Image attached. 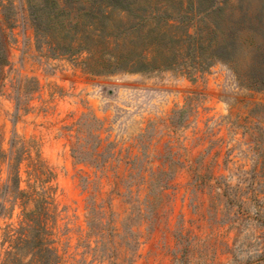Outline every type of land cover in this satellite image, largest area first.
Returning <instances> with one entry per match:
<instances>
[{"label": "rangeland", "instance_id": "374dc122", "mask_svg": "<svg viewBox=\"0 0 264 264\" xmlns=\"http://www.w3.org/2000/svg\"><path fill=\"white\" fill-rule=\"evenodd\" d=\"M36 1L0 0L10 26L0 144L38 152L53 170L63 264H264V92L223 62L87 72L38 45ZM6 177L0 158V203ZM20 209L0 215V259Z\"/></svg>", "mask_w": 264, "mask_h": 264}, {"label": "trees", "instance_id": "16d2710c", "mask_svg": "<svg viewBox=\"0 0 264 264\" xmlns=\"http://www.w3.org/2000/svg\"><path fill=\"white\" fill-rule=\"evenodd\" d=\"M169 1L37 0L35 39L50 56L79 60L93 74L179 67L201 71L223 62L246 86L264 92V0L259 7L247 0H211L202 6L197 0L198 7L188 0L184 7L179 0L176 8ZM9 29L0 21V86L9 64ZM72 153L82 158L83 152ZM0 158L7 162L0 215L10 219L14 206L21 208L16 226H5L2 245L9 244L0 264H63L52 230L53 170L24 146L15 153L12 145L5 153L0 144ZM158 173L170 175L163 169ZM89 207L105 212L103 204Z\"/></svg>", "mask_w": 264, "mask_h": 264}]
</instances>
